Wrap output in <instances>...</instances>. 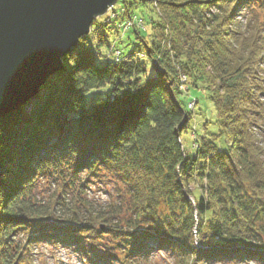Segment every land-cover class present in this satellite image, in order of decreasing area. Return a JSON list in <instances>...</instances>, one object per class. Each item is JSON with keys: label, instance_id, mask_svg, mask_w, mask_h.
<instances>
[{"label": "trees", "instance_id": "obj_1", "mask_svg": "<svg viewBox=\"0 0 264 264\" xmlns=\"http://www.w3.org/2000/svg\"><path fill=\"white\" fill-rule=\"evenodd\" d=\"M118 2L163 12L172 53L162 32L159 42L142 37L146 59L101 64L89 41L96 19L64 68L0 115V264H38L41 243L90 261L120 247V264L164 248L179 264H264V0ZM172 54L212 88L220 130L202 135L193 157L181 142L192 112L175 97ZM156 55L159 69L149 62ZM95 183L114 185L106 206L89 198Z\"/></svg>", "mask_w": 264, "mask_h": 264}, {"label": "rangeland", "instance_id": "obj_2", "mask_svg": "<svg viewBox=\"0 0 264 264\" xmlns=\"http://www.w3.org/2000/svg\"><path fill=\"white\" fill-rule=\"evenodd\" d=\"M124 3L117 2L111 9L109 13L99 17L97 23L100 26L99 32H95L93 35L89 34L90 45L96 53V59L101 64H111L122 62L127 59L130 55L134 54L139 58L146 59L147 51L145 50L144 40L145 38L148 42H159L158 35L162 32L164 34V40L162 41V47L169 48L172 53V36L170 35V23L169 18L163 13L155 11L151 2L147 5L139 6V8L134 9V11L126 9ZM151 17L159 20L164 27H159L158 29L152 28V24L149 21ZM108 23V26H103ZM133 23H136L133 26ZM155 27V26H154ZM135 29L140 31L141 37H137ZM172 33V30H171ZM170 40V42H169ZM100 41H103L100 43ZM117 51L120 52L119 58L115 56ZM170 53V54H171ZM146 57V58H145ZM173 71L176 69L179 73L175 75V85H177L178 90L176 92V98L182 101L183 104L187 106V109L191 111L192 116L189 117V125L185 132L181 136V142L185 149V152L190 157L196 155L198 145L201 141V136L211 137L213 134H218L220 130L217 125H215L216 120V110L214 104L211 100L212 88L208 87L206 83L202 80L197 81V78L191 76L189 73L184 72L179 64V59L175 58L172 54ZM150 58V57H149ZM157 55L150 58V64L152 68L156 69L159 66ZM159 69V68H158ZM152 71V69H151ZM174 76V73L172 74ZM198 76L199 73H198ZM196 85V86H195ZM101 91H95L93 94L101 95ZM262 145L264 146V138H262ZM106 188H103V194H99L98 191L90 192L91 201L98 202L103 206H106L115 197V188L113 183H106ZM190 189L194 197H199L204 193L202 184L199 179H195L191 184ZM94 190V188H93ZM92 190V191H93ZM98 198L96 199V195ZM192 196H188L191 202L195 203V199ZM93 201V202H94ZM199 223L196 216V226ZM197 236V234H195ZM156 242H150L155 247ZM198 243V241H197ZM105 251L104 248H101ZM37 253L36 262L38 264H120V247H114L113 250H108V252L118 251L117 257L109 258L105 261H99L95 258L94 261L87 260L86 257L82 256L72 247L58 246L49 243H41L34 247ZM107 251V250H106ZM107 253V252H106ZM101 252L102 255L106 254ZM148 260H143L140 264H179V259L177 258V253H175L171 248L155 249L151 252V255L146 258ZM208 264V263H207ZM209 264H261L256 258L249 257L247 260H229L225 262H212Z\"/></svg>", "mask_w": 264, "mask_h": 264}, {"label": "water", "instance_id": "obj_3", "mask_svg": "<svg viewBox=\"0 0 264 264\" xmlns=\"http://www.w3.org/2000/svg\"><path fill=\"white\" fill-rule=\"evenodd\" d=\"M120 0H0V115L32 97Z\"/></svg>", "mask_w": 264, "mask_h": 264}, {"label": "built area", "instance_id": "obj_4", "mask_svg": "<svg viewBox=\"0 0 264 264\" xmlns=\"http://www.w3.org/2000/svg\"><path fill=\"white\" fill-rule=\"evenodd\" d=\"M109 13V12H108ZM107 13V14H108ZM106 15V14H105ZM136 23H133V26L135 25ZM115 56H117V58H119V56H120V52L119 51H117V54L115 55Z\"/></svg>", "mask_w": 264, "mask_h": 264}, {"label": "bare ground", "instance_id": "obj_5", "mask_svg": "<svg viewBox=\"0 0 264 264\" xmlns=\"http://www.w3.org/2000/svg\"><path fill=\"white\" fill-rule=\"evenodd\" d=\"M24 102H25V101H24ZM24 102H22V103H20V104H17V105L14 107V109L17 108L18 106L22 105ZM14 109H12V110H14ZM12 110H11V111H12ZM11 111H9V112H11ZM7 113H8V112H7Z\"/></svg>", "mask_w": 264, "mask_h": 264}]
</instances>
